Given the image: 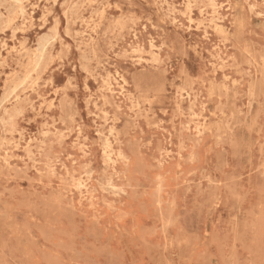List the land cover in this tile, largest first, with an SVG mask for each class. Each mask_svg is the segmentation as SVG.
<instances>
[{"label":"rangeland","instance_id":"374dc122","mask_svg":"<svg viewBox=\"0 0 264 264\" xmlns=\"http://www.w3.org/2000/svg\"><path fill=\"white\" fill-rule=\"evenodd\" d=\"M18 1L0 264H264V0Z\"/></svg>","mask_w":264,"mask_h":264},{"label":"bare ground","instance_id":"6f19581e","mask_svg":"<svg viewBox=\"0 0 264 264\" xmlns=\"http://www.w3.org/2000/svg\"><path fill=\"white\" fill-rule=\"evenodd\" d=\"M13 2H16V3H19V1L18 0H12ZM66 20V19H65ZM11 22H12V19L10 18V19H8V20H5V21H3V25H4V27H8L10 24H11ZM112 130V129H111ZM115 141V140H114ZM117 142V141H116Z\"/></svg>","mask_w":264,"mask_h":264}]
</instances>
